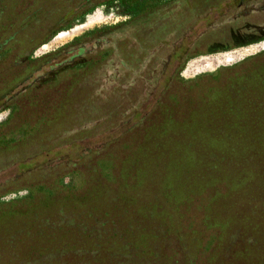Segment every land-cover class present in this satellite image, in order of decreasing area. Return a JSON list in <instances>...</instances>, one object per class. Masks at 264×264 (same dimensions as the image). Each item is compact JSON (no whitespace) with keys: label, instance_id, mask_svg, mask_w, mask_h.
<instances>
[{"label":"trees","instance_id":"16d2710c","mask_svg":"<svg viewBox=\"0 0 264 264\" xmlns=\"http://www.w3.org/2000/svg\"><path fill=\"white\" fill-rule=\"evenodd\" d=\"M68 1L77 4L68 6L56 20L37 6L26 8L16 20L0 8V75L12 51L15 55L11 63L16 68L11 75L7 72V77H0V118L7 112L0 123V147L13 141L8 140L12 134L24 140L43 131L48 117L63 109L64 99L78 82L92 85L72 111L96 117L86 135L80 132L77 137H66L67 145L75 146L74 156L57 147L55 151L37 149L20 157V172L7 180L5 187L18 186L17 190L26 189L28 194L0 205V225L4 226V230L0 228V264L6 259L12 264H26L34 252L32 247H52L53 251L69 247L100 264H182L177 247H216L215 251H220L228 247L229 237L252 247L243 230L252 226L246 219L256 221L253 229L264 221V136L211 133L213 136L205 137L203 127L209 133L219 122L215 123L211 114L198 117L201 110L185 103L179 105V119L150 122L145 118L150 103L145 102L156 94L154 90L146 91L137 105L131 98L128 101L126 94L117 97L114 105L97 108L90 103L99 70L107 64L118 67V50L98 40L106 34L127 28L146 31L153 21L155 31H159L176 7L192 14L185 27L187 34H194L203 25L206 30L238 19L243 16L241 12H219L222 2L195 8L191 0H125L136 14L133 20L92 28L72 39L66 48L30 58L54 36L74 31L78 25H71L72 21L96 5V0ZM258 1L262 0H253ZM242 5L240 0L236 7L241 9ZM213 8L216 15H212ZM256 12L252 9L249 13ZM89 42L91 46H87ZM145 42V36L136 42L143 50L141 58L147 51ZM62 54L71 55L51 67ZM126 61L132 59L128 57L123 63ZM142 77L139 74L136 80ZM118 78L130 83V72L123 69ZM69 121L52 133L55 143L74 128L76 121ZM222 125L259 131L264 128V120L246 118ZM48 152H54V156L30 165L31 159L39 154L47 157ZM66 177L71 178L69 185L64 183ZM112 249L119 255L115 257ZM76 250L70 253L75 255Z\"/></svg>","mask_w":264,"mask_h":264},{"label":"rangeland","instance_id":"374dc122","mask_svg":"<svg viewBox=\"0 0 264 264\" xmlns=\"http://www.w3.org/2000/svg\"><path fill=\"white\" fill-rule=\"evenodd\" d=\"M191 1L195 8L222 2L219 4L221 9L219 12L225 11L233 15H239L241 12L243 16L214 25L209 29L206 28V30H204L205 25H203L200 28L197 27L194 34H187L185 27L190 24L192 14L186 8L176 7L173 14L169 15L164 24L159 26V31H155L156 21H153L152 25L146 28L150 31L137 30V28L129 31L127 28L120 32L113 31V34H106L98 40L100 43L107 41L108 45L112 44L118 50L119 53L115 56L118 67L114 64H107L99 70L100 75L94 82L96 93L93 91L91 99L89 98L90 103L94 107L102 108L103 106L114 105L117 102V97L121 98L120 95L126 94L129 96L127 100L129 101L131 98V101L137 105L140 103V99L146 96H144L146 91L154 90L156 91L154 96H149L148 100L146 98L142 101L147 100L145 103H150L148 110L150 112L145 116L148 121L163 122L169 118L179 119L181 117L178 113L179 105L185 103L201 110L198 117L202 118L203 115L209 116L211 114L210 118L215 123L219 122L214 125L209 133H206L207 129L203 127V134H201L205 137L207 134L210 136H213L212 134L215 136L237 134L264 136V128L259 131L238 130L229 129L230 127L227 128V126L222 125L225 121L233 122L246 118L264 120V10L260 9L264 6V0L258 1V3H254L253 0H243L241 9L236 7L240 0ZM75 3L77 4V1ZM75 3L68 0H0V8L9 12V16L16 20L23 10L37 6L38 8L41 7L43 11L49 12L53 15V20H56L62 12L65 13L64 11L68 6ZM95 4V7H90L82 17L72 21L71 25H78L74 31L66 30L61 36H54L45 46L37 48L30 58L36 59L44 53L66 48L71 44L72 39L82 36L92 28L118 26L133 20L136 16L125 0H96ZM252 9L257 12L249 13ZM212 10V15H216V10L214 8ZM2 19L5 20L1 18V21ZM140 36L146 37L147 51L142 58L140 56L143 50L136 44ZM91 42L94 43L95 40ZM91 42L87 43V46H91ZM108 45L103 46L107 47ZM255 45L257 46L255 47ZM246 47H250L249 52H243L236 56L234 54L233 60L227 61L232 56L231 54L225 56V53L233 50L240 51ZM124 53L127 55L124 56ZM14 55L12 51L4 60L0 77H4L7 72L10 75L11 72H15L16 68L11 63V57ZM70 55H60L51 62L50 66L56 67L62 64ZM128 57L132 59V62L127 63L126 61L124 64V59L127 60ZM2 64L3 61L0 62V65ZM15 66L18 69V64ZM50 66L48 67L50 68ZM123 69L130 72V83L118 80V75ZM139 74H142L143 77L136 80ZM65 78L67 81L68 77ZM261 81L262 83H260ZM90 85L92 84L86 82L76 83L73 90L64 99L65 106L63 109L59 110L56 115L48 117L47 123L41 127L43 131L34 132V137L29 138L31 135L24 140L18 135L12 134L13 136L11 135L8 140L12 139L13 141L0 147V184L3 185L0 188V205L20 200L28 194L26 189L17 190L18 186L5 187V182L12 180L20 172V168H18L20 157L29 155L37 149L55 151L57 147H64L62 149L64 153L71 152L70 155L75 153V146L70 143L67 145L68 139L66 137L69 134H75L77 137L80 132L86 135L91 129V123L96 120V117L91 118L88 114L75 115L76 112L72 111V107L80 105L81 101L84 100L83 95L90 88ZM112 91V94H108ZM99 92L100 95H98ZM108 95L112 97L108 98ZM133 96L135 101L132 100ZM6 113L1 114L0 123L5 121ZM126 113L129 114V110ZM72 119L76 121L74 128L63 133L60 137L62 140H57L55 143L52 133ZM227 150L224 149V151ZM48 153L49 156L47 157L45 154L34 157L30 160V165L38 164L54 156V152ZM64 183L69 185L71 178L66 177ZM245 221L247 225H252L243 230L247 237L252 240L249 244L252 247H246V244L244 246L235 237L233 239L229 237L228 247H223L225 249H220V251L218 249L215 251L216 247H177L180 250V262L187 264L188 261L193 260L192 263L194 264H202V261L207 259L209 262L204 264H264V247H262L264 243V221L258 222L256 229H253L256 221L250 219ZM0 228L4 230V226L0 225ZM244 242L246 241L244 240ZM2 248L11 249L13 247ZM20 248L22 251L25 250L23 247ZM39 248L32 247L34 254L31 253L27 257L26 264H92L94 262L100 264L101 262L97 259L92 260V258L83 257V255L78 254L76 249L69 247L66 248L71 249V251L65 247L57 251H53L52 247ZM74 250H76L75 255L70 253ZM117 251L112 249L115 257L119 255ZM212 251V257L208 256V252L211 253ZM107 256L105 257L108 260H113ZM3 264L12 263L6 259Z\"/></svg>","mask_w":264,"mask_h":264},{"label":"flooded vegetation","instance_id":"af4514ba","mask_svg":"<svg viewBox=\"0 0 264 264\" xmlns=\"http://www.w3.org/2000/svg\"><path fill=\"white\" fill-rule=\"evenodd\" d=\"M256 46L257 45H255V47ZM249 49H250V47H246L244 49H241L240 51L239 50H233V51H229V52L225 53V56L228 55V54H231V56H232V57H230L231 59L230 60H227V61H232L233 60L232 58L234 57V54L236 56V55H239L240 53H243V52L246 53V52H249ZM141 111H142V109H141ZM149 112L150 111L147 110V111H145V114H149ZM150 122H152V121H150Z\"/></svg>","mask_w":264,"mask_h":264}]
</instances>
